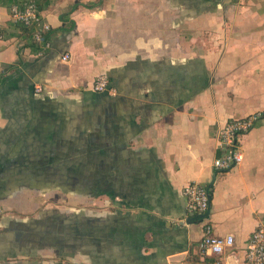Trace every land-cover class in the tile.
Listing matches in <instances>:
<instances>
[{"label":"crops","instance_id":"obj_1","mask_svg":"<svg viewBox=\"0 0 264 264\" xmlns=\"http://www.w3.org/2000/svg\"><path fill=\"white\" fill-rule=\"evenodd\" d=\"M26 1L0 0V209L14 229L36 218L25 184L81 186L91 203L49 244L1 225L0 264H243L264 226V0H33L43 53L10 18ZM101 74L109 91L92 88ZM255 112L242 161L215 171L219 128ZM191 182L206 213L186 211ZM204 223L234 242L203 261Z\"/></svg>","mask_w":264,"mask_h":264},{"label":"built area","instance_id":"obj_2","mask_svg":"<svg viewBox=\"0 0 264 264\" xmlns=\"http://www.w3.org/2000/svg\"><path fill=\"white\" fill-rule=\"evenodd\" d=\"M10 18L15 23L30 30L32 40L37 45L38 53H43L50 47L48 38L50 25L43 21L33 0H28L22 5L13 4L10 7ZM69 58V53L62 56L63 60ZM109 85L108 77L101 74L94 80L92 88L98 92L109 91ZM260 117L261 113L255 112L241 118L229 119L219 128L217 141L220 154L212 162L215 171L230 170L242 161L240 136L248 132ZM181 192L186 199L187 213L202 214L208 211L210 203L208 188L197 182H191L183 186ZM233 242V235H216L212 232L211 225L204 223L202 236L197 242L198 253L204 261L208 257L223 254L226 248L233 245ZM225 264L230 263L225 261ZM243 264H264V226L259 225L251 232L245 244Z\"/></svg>","mask_w":264,"mask_h":264},{"label":"rangeland","instance_id":"obj_3","mask_svg":"<svg viewBox=\"0 0 264 264\" xmlns=\"http://www.w3.org/2000/svg\"><path fill=\"white\" fill-rule=\"evenodd\" d=\"M23 186L26 187L27 191L25 193L19 192L15 195L20 196L21 194H24L26 199H27V197L32 196L34 198L32 206L38 207V209H36V215H38V216H36L35 220H31V221L29 219L17 220L19 228L14 229L13 224H8V223L14 221L13 218H11V220H10L9 218H6L4 215L7 212L11 213V209L10 210H8L6 208L0 209V231L2 229L1 225H3L4 229L7 227H11V229L14 230V231H11L14 233V236L15 235L22 236V237H24V239H27L28 241L30 238L33 237V235H35L37 237V240L39 239V235H37V233L39 232V229L41 228V226L38 224V221H40L39 223H44V226H45L46 225L45 223L48 224V222L50 220L52 221L55 219L56 216L53 213H64L63 211H67L68 209H70L72 207L73 208H79L82 205H85L87 203H91L90 200H86V198L80 196V195H82L81 194V192H82L81 186L79 187V189L77 188L74 191V193H71V190H68L71 194L64 191V189L58 185H52V187L50 189L47 188L48 187L47 185H41L43 187V189H40V188L37 189V187H36L37 185L25 184V185H22V187ZM34 186L36 188L35 191L31 189V187L34 188ZM74 188H76V187H74ZM39 191H42V193ZM47 191H50V192L46 193ZM15 195H11V202H13L14 204H17L18 201L14 200V198H13ZM19 200H22V199H19ZM21 209H26V208L22 207ZM41 210H42V212H40L41 214L40 215L37 214L38 211H41ZM56 211H58V212H56ZM23 212H25V211H23ZM25 214H29V213H27V212H25L23 214L21 213V215H25ZM11 216H14V215H11ZM25 216L29 217L28 215H25ZM19 217H24V216H19ZM38 227H40V228H38ZM46 229L49 233V228L46 227ZM31 248L32 247H26L24 249L25 250L27 249L28 251H30ZM45 253H46V251H45Z\"/></svg>","mask_w":264,"mask_h":264},{"label":"flooded vegetation","instance_id":"obj_4","mask_svg":"<svg viewBox=\"0 0 264 264\" xmlns=\"http://www.w3.org/2000/svg\"><path fill=\"white\" fill-rule=\"evenodd\" d=\"M56 212H58V211H56ZM63 212H65V211H63ZM53 214L56 216L55 219L52 220V221L50 220L48 222V224L45 223L46 224L45 226H44V223H39L40 221H38V224L41 226V228L39 229V232L37 233V235H39V239L38 240L41 241V242H44L46 244H49L50 243V238H51V235L53 234V229H55L56 227L57 228L58 227H63L61 224L64 225V223L66 221H68V220H65L66 218H65L64 215H66V214H64V213H53ZM22 218L24 220L25 219H29L30 221L32 219H35V217L34 218H30V217H26V216H24ZM46 227L49 228V233H48ZM53 237L55 238V234H54ZM34 239H36V240H34ZM29 241H31V242H37V237L35 235H33V237L29 239Z\"/></svg>","mask_w":264,"mask_h":264},{"label":"trees","instance_id":"obj_5","mask_svg":"<svg viewBox=\"0 0 264 264\" xmlns=\"http://www.w3.org/2000/svg\"><path fill=\"white\" fill-rule=\"evenodd\" d=\"M263 115V113H261V116ZM18 216H24V215H18ZM30 218H34L35 216H33V215H28ZM20 218H22V217H20Z\"/></svg>","mask_w":264,"mask_h":264}]
</instances>
